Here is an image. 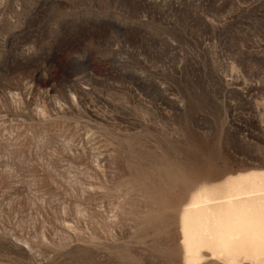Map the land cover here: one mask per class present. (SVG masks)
I'll return each mask as SVG.
<instances>
[{
  "label": "rangeland",
  "instance_id": "374dc122",
  "mask_svg": "<svg viewBox=\"0 0 264 264\" xmlns=\"http://www.w3.org/2000/svg\"><path fill=\"white\" fill-rule=\"evenodd\" d=\"M257 171L264 0H0V264H184L189 197Z\"/></svg>",
  "mask_w": 264,
  "mask_h": 264
},
{
  "label": "bare ground",
  "instance_id": "6f19581e",
  "mask_svg": "<svg viewBox=\"0 0 264 264\" xmlns=\"http://www.w3.org/2000/svg\"><path fill=\"white\" fill-rule=\"evenodd\" d=\"M223 183L197 190L181 210L184 264H200L204 251L225 264H264V172Z\"/></svg>",
  "mask_w": 264,
  "mask_h": 264
}]
</instances>
